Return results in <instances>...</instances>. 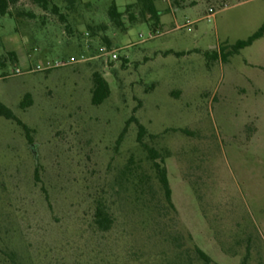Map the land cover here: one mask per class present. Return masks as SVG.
Wrapping results in <instances>:
<instances>
[{"label":"rangeland","instance_id":"obj_1","mask_svg":"<svg viewBox=\"0 0 264 264\" xmlns=\"http://www.w3.org/2000/svg\"><path fill=\"white\" fill-rule=\"evenodd\" d=\"M48 1L0 16V102L29 130L0 117V264H200L195 246L264 264V37L208 58L262 27L264 0H165L159 25L116 0L122 27L112 0ZM132 118L166 156L174 209L135 122L119 142Z\"/></svg>","mask_w":264,"mask_h":264},{"label":"trees","instance_id":"obj_2","mask_svg":"<svg viewBox=\"0 0 264 264\" xmlns=\"http://www.w3.org/2000/svg\"><path fill=\"white\" fill-rule=\"evenodd\" d=\"M36 4H38L44 10H47L49 1L48 0H32ZM165 0H136V5L139 8V14H130L129 22L134 25L138 23L140 20L142 22L152 21L155 25H159L161 22V18L164 15L161 10L158 9L157 3L163 2ZM19 0H0V16L4 17L9 14V10L12 5H15ZM69 2H74V0H69ZM132 7H128L130 9ZM109 16L113 23L117 26L122 27L124 24V15L118 11V6L116 0H112V4L109 9ZM264 37V24L262 27L251 35L246 40H240L235 45L228 47L227 45L223 46L220 49V55L217 52H213L211 55H208V58L216 61L219 58L222 62L227 63L229 58L239 55L242 50L252 46L256 41L262 39ZM93 91H92V104L94 106L102 105L111 94L110 86L106 82V80L99 74L95 73L93 75ZM0 117H3L7 120L14 121L20 127H22L27 132L29 131L27 126L10 110L6 107L2 102H0ZM135 122L139 129L138 134V143L142 146V148L148 153L149 160L152 162L153 169L155 170L157 180L162 188L164 193L165 202L170 209H174V205L172 202V190L170 187L167 169L165 166V158L166 156H162L159 151L150 147L148 144L144 142V137L148 134L145 126L141 125L139 121L135 118L130 119L126 123V127L121 134L119 142L122 140L127 128L129 125ZM151 138H154L151 136ZM95 222L99 226L101 230L107 231L110 229L112 225V218L107 212L104 205H98L95 213ZM194 252L197 256V259L200 264H216L212 258L206 254L199 247L195 246Z\"/></svg>","mask_w":264,"mask_h":264},{"label":"built area","instance_id":"obj_3","mask_svg":"<svg viewBox=\"0 0 264 264\" xmlns=\"http://www.w3.org/2000/svg\"><path fill=\"white\" fill-rule=\"evenodd\" d=\"M210 15L208 16V20L210 21L211 20V18L212 17H214L215 15H214V12H213V10L212 9H210ZM193 25V23H191V22H188L184 27H191ZM158 36H160V34H158V32L156 33V32H153V33H151L150 35H149V40H152V39H154V38H156V37H158ZM112 58L113 59H117V55H113L112 56ZM78 61H76V59H74V58H72V59H70L69 61H67L66 63H64V62H58L57 64H56V66H66V65H69V64H75V63H77ZM38 68H40V67H38ZM21 72L19 71V70H17V74H20Z\"/></svg>","mask_w":264,"mask_h":264},{"label":"crops","instance_id":"obj_4","mask_svg":"<svg viewBox=\"0 0 264 264\" xmlns=\"http://www.w3.org/2000/svg\"><path fill=\"white\" fill-rule=\"evenodd\" d=\"M161 20H162V18H161Z\"/></svg>","mask_w":264,"mask_h":264}]
</instances>
